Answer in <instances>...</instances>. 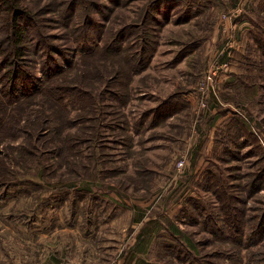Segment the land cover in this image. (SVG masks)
<instances>
[{"label":"rangeland","instance_id":"1","mask_svg":"<svg viewBox=\"0 0 264 264\" xmlns=\"http://www.w3.org/2000/svg\"><path fill=\"white\" fill-rule=\"evenodd\" d=\"M10 4L35 93L0 97V264H264V0H0V62Z\"/></svg>","mask_w":264,"mask_h":264},{"label":"trees","instance_id":"2","mask_svg":"<svg viewBox=\"0 0 264 264\" xmlns=\"http://www.w3.org/2000/svg\"><path fill=\"white\" fill-rule=\"evenodd\" d=\"M166 1V0H164ZM3 2H6V0H3ZM10 8L12 10V17H11V21L9 22V29H10V33L7 37L8 40H11V43L14 45L13 49L10 50V52H8L6 54V57L3 56L2 58V62H0V65L4 68H6V65H9L7 71H5L3 73V76H1V79L3 81V86L0 88V97L4 98V99H8L10 102L9 104V109L12 112H16L18 113L17 116L18 118H20V116L24 115L25 111L30 110L29 108H22L21 106H29L30 104L28 103V101H31L29 98H32L33 93H35L34 91V85H33V80L34 77L32 76V74L26 70L24 67L23 62L19 63V61H17V59H21V61L24 59V54H23V47L22 46H18L19 42L21 43V41H23V39L25 38L23 35V31L25 32L26 29H24V23L28 24L27 27L31 26L30 21L31 18L28 17V15L21 13L20 9H18L15 6H12V4H10ZM17 6V4H16ZM23 24L21 25L22 21ZM26 21V22H25ZM82 41V40H81ZM12 54V55H11ZM10 56H15L16 59H12ZM19 57V58H17ZM10 58V60H9ZM53 60L51 57H49V53L46 51L45 52V58H44V66L41 68L42 72L44 75H47L49 73H51V71L53 68L50 67L51 63ZM47 61V63H46ZM22 64V65H21ZM50 89H46L43 91V96L42 100L39 104H45V107L42 108L40 107V110H50V106L49 108L47 107V103L50 104L49 101H51V96H50ZM56 99H55V104L56 106L59 105L61 106L63 104V98L62 96H60V91L58 90V88H56ZM32 91H34L33 93H31ZM55 92H53L52 94H54ZM26 98V99H25ZM25 99V100H24ZM62 103V104H61ZM170 104V107L168 108L169 110H165L167 111V113L171 114L174 113L175 111V105L172 103H164L163 105L161 104L160 106H158L157 108H154L150 111V118L153 121L154 117H155V111H160L162 110L164 107L168 106ZM172 104V105H171ZM62 107V106H61ZM61 109H64L63 107ZM5 110V108H4ZM163 112V110H162ZM51 113V112H50ZM53 113V111H52ZM146 114V113H145ZM169 114H165V116L169 115ZM48 118V124L50 123V116L47 117ZM24 127H27L28 130L31 132H35L37 131V129L39 128L40 125V121L35 122V121H29V120H24ZM39 120V119H37ZM47 124V122H46ZM48 128V127H47ZM46 128V129H47ZM49 129V128H48ZM50 130V135L55 136V137H51V139L53 141L56 140V134H57V128L54 129L52 126V129ZM30 135H28V137L26 138V142H29L31 140ZM45 144H47L46 142H44ZM49 144L50 141L48 142ZM24 147H22V150L26 152H29V149L34 150L36 147V144H23ZM28 145V146H27ZM39 146H41L42 144H38ZM217 180H213L211 178V182H213V185L215 188L211 187L212 191L214 192V195L216 197V199L220 202V206L221 209L218 210V212L216 213L215 218L213 219L211 216H207L206 217V221H211L212 222V226L215 227L213 225L214 222H216L217 225H220V227L222 228V223H226L228 224L229 227L234 226V227H238L241 224V218L238 217L237 214L234 215V211H233V207L231 204V201L226 199V200H221V197L226 196V192L225 189L221 188V184L217 181ZM218 192H217V188ZM236 208V207H235ZM238 224V226H237ZM253 233V232H252ZM254 234V233H253Z\"/></svg>","mask_w":264,"mask_h":264},{"label":"crops","instance_id":"3","mask_svg":"<svg viewBox=\"0 0 264 264\" xmlns=\"http://www.w3.org/2000/svg\"><path fill=\"white\" fill-rule=\"evenodd\" d=\"M104 224V223H103ZM135 226H133V228H134ZM111 247H113V246H111ZM128 247V248H127ZM130 248H131V246H126V249L128 250V256H127V258H129V256L132 254V252L133 253H135L136 254V252L134 251V250H136V249H132V250H130ZM125 251V250H124ZM125 258H126V253L124 254V257H123V259L121 260V262L122 261H124L125 260ZM128 260V259H127ZM137 259L136 260H134V261H132V263L131 264H137ZM138 264H140V263H138ZM146 264H149L148 262L146 263Z\"/></svg>","mask_w":264,"mask_h":264}]
</instances>
